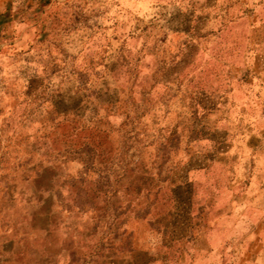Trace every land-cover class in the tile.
<instances>
[{"label":"rangeland","instance_id":"1","mask_svg":"<svg viewBox=\"0 0 264 264\" xmlns=\"http://www.w3.org/2000/svg\"><path fill=\"white\" fill-rule=\"evenodd\" d=\"M258 20L264 0H5L0 264L31 222L65 258L264 264Z\"/></svg>","mask_w":264,"mask_h":264},{"label":"crops","instance_id":"2","mask_svg":"<svg viewBox=\"0 0 264 264\" xmlns=\"http://www.w3.org/2000/svg\"><path fill=\"white\" fill-rule=\"evenodd\" d=\"M4 2L5 0H0V8H2ZM254 20L255 19H252V21ZM251 25L252 28H254L252 31V34L254 35L250 36V39L248 40L249 47L247 59L251 62L250 64L252 67L257 68L258 70L260 69L264 75V35H258L259 33H255V26L264 28V22H254ZM24 217L30 219V215H25ZM32 226L33 223L31 222L28 229L15 231L14 234L21 237L20 240L22 241V245H20L17 250L13 251L12 256L14 257L8 259V264H112L117 262L120 264L123 262L121 259L116 260L117 262H112L110 257L102 258L98 261L89 258H65V255L61 253L59 241H54V235L48 231L49 229H47V227L45 230H39L42 235L41 241L38 243V241L31 237L32 231L35 230L33 234L37 231V229H33ZM43 233H45V235H43Z\"/></svg>","mask_w":264,"mask_h":264}]
</instances>
